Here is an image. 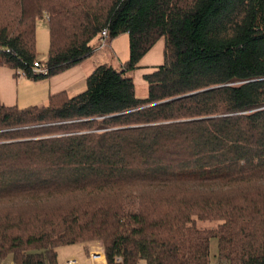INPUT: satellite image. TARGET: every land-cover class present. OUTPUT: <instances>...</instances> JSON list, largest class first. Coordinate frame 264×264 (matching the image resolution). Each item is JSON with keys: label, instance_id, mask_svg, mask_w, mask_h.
I'll use <instances>...</instances> for the list:
<instances>
[{"label": "trees", "instance_id": "obj_1", "mask_svg": "<svg viewBox=\"0 0 264 264\" xmlns=\"http://www.w3.org/2000/svg\"><path fill=\"white\" fill-rule=\"evenodd\" d=\"M123 33L127 59L96 64L81 91L0 101V262L58 264L59 246L98 242L107 264H210L215 239L219 264H264V0H0L15 75L49 77Z\"/></svg>", "mask_w": 264, "mask_h": 264}, {"label": "crops", "instance_id": "obj_2", "mask_svg": "<svg viewBox=\"0 0 264 264\" xmlns=\"http://www.w3.org/2000/svg\"><path fill=\"white\" fill-rule=\"evenodd\" d=\"M109 44L108 47L110 48L111 45ZM152 48L153 46L140 59V67L135 70L133 74L136 93L138 96H144L146 94L145 92L140 95L137 92V86L141 84L143 85V82L145 81L143 79V74L154 70L155 67L162 61V44L160 50L158 48ZM112 49L113 48L111 47V53L113 56H115L116 54ZM92 54L72 67L49 76L48 81H45L46 79L43 78L35 80L25 75H15L13 69L1 65L0 101L5 105H17L20 107L33 104L42 105L46 102V99L50 93L65 90L69 95H73L81 91L85 85V77L95 66V62L90 59ZM40 84L42 85L44 92L42 91ZM45 87H48L47 91L44 90ZM56 255L58 264H65V260L67 258L74 259V264H107L104 248L98 242H77L73 244L62 245L57 248ZM0 264H15L13 262L12 254L5 256L1 260ZM138 264H145V262L141 260ZM210 264L219 263L217 262L216 258L213 257Z\"/></svg>", "mask_w": 264, "mask_h": 264}, {"label": "rangeland", "instance_id": "obj_3", "mask_svg": "<svg viewBox=\"0 0 264 264\" xmlns=\"http://www.w3.org/2000/svg\"><path fill=\"white\" fill-rule=\"evenodd\" d=\"M48 27L47 23L45 21V18H39L36 21V52L37 55L41 58L44 59L47 54V49H48ZM163 43L162 38L158 39L157 42L153 45L152 49L158 48L160 50L161 44ZM99 46L98 44H96ZM111 47L113 48L115 52V56L112 55L110 48L108 47V43L100 48H97L96 50L93 51L92 56L90 59L95 62L94 65L101 63V62H108L112 64L113 66L119 65L121 62L127 59L128 56V38L127 34L123 33L115 38H113L110 42ZM154 51V50H152ZM151 53V52H150ZM38 57V58H39ZM43 79H46L45 81H48V77H45ZM145 82V81H144ZM143 82V85L137 86V92L138 94H143L146 92V86L145 83ZM41 85V84H40ZM42 88V85H41ZM45 91L48 90V87H45ZM43 91V88H42ZM44 92V91H43ZM216 252V240L212 239L211 240V257L213 258V255ZM211 258V259H212Z\"/></svg>", "mask_w": 264, "mask_h": 264}, {"label": "built area", "instance_id": "obj_4", "mask_svg": "<svg viewBox=\"0 0 264 264\" xmlns=\"http://www.w3.org/2000/svg\"><path fill=\"white\" fill-rule=\"evenodd\" d=\"M102 35H105V30L101 31ZM103 45V43H101ZM46 71L45 66L37 61H34L32 66H31V72L32 74H37V73H44ZM20 75H25L24 72H20ZM75 260L72 258H67L65 260V264H74Z\"/></svg>", "mask_w": 264, "mask_h": 264}]
</instances>
